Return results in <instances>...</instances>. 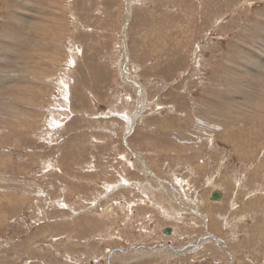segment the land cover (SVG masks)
Returning a JSON list of instances; mask_svg holds the SVG:
<instances>
[{
    "label": "rangeland",
    "instance_id": "1",
    "mask_svg": "<svg viewBox=\"0 0 264 264\" xmlns=\"http://www.w3.org/2000/svg\"><path fill=\"white\" fill-rule=\"evenodd\" d=\"M0 264H264V0H0Z\"/></svg>",
    "mask_w": 264,
    "mask_h": 264
},
{
    "label": "water",
    "instance_id": "2",
    "mask_svg": "<svg viewBox=\"0 0 264 264\" xmlns=\"http://www.w3.org/2000/svg\"><path fill=\"white\" fill-rule=\"evenodd\" d=\"M222 197H223V193H222V191L219 190V189H215V190H213V191L211 192L210 200H212V201H221ZM163 232H164L165 234H171V232H172V228H171V227H166V228L163 230Z\"/></svg>",
    "mask_w": 264,
    "mask_h": 264
},
{
    "label": "bare ground",
    "instance_id": "3",
    "mask_svg": "<svg viewBox=\"0 0 264 264\" xmlns=\"http://www.w3.org/2000/svg\"><path fill=\"white\" fill-rule=\"evenodd\" d=\"M240 110V109H239ZM242 111V110H241ZM172 231H173V229H172ZM210 236H215V235H212V234H209Z\"/></svg>",
    "mask_w": 264,
    "mask_h": 264
}]
</instances>
